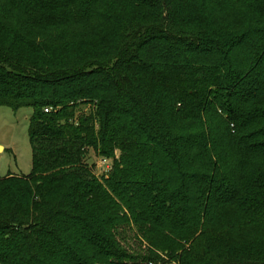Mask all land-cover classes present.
<instances>
[{"label":"trees","instance_id":"trees-1","mask_svg":"<svg viewBox=\"0 0 264 264\" xmlns=\"http://www.w3.org/2000/svg\"><path fill=\"white\" fill-rule=\"evenodd\" d=\"M154 1L0 0V107L33 110L0 264H264V0L113 11Z\"/></svg>","mask_w":264,"mask_h":264},{"label":"rangeland","instance_id":"rangeland-1","mask_svg":"<svg viewBox=\"0 0 264 264\" xmlns=\"http://www.w3.org/2000/svg\"><path fill=\"white\" fill-rule=\"evenodd\" d=\"M124 1V0H120ZM161 3L169 5L168 10L171 11L173 17L178 20L180 26L184 28H192L191 20H200L201 17H204L205 11H201L204 7H207V0H155V8L151 9L150 12L144 14L142 7L135 5H128V3H121L120 6L115 7L113 11L118 12L121 17L129 16L135 18L140 16L138 19H132L133 23L145 24L149 22V19L158 17L161 11ZM116 6V5H115ZM197 15V16H196ZM202 15V16H201ZM195 17V18H194ZM195 21V22H196ZM205 23L198 24L200 28L204 27ZM103 28V27H102ZM195 28V27H194ZM155 47L149 58H146L147 61L152 63H160L159 59L155 57L156 53L159 57L161 52L160 43ZM157 49V50H156ZM158 59V60H156ZM172 59H175L173 57ZM198 58H191L192 61L196 62ZM156 60V61H155ZM161 68V67H160ZM138 83V81H137ZM142 84V81H139ZM148 87H151L152 81L147 82ZM33 112L30 107H22L17 110L1 106L0 107V177H5L9 174L26 176L31 172L32 165V149L28 136L29 128V117ZM89 113V108L87 104H80L77 107L76 114L77 116L85 115ZM114 154L116 157H119L120 151L115 150ZM100 156L94 154L92 150H89L86 162L94 175L100 176L105 172V165L102 162ZM109 167L113 162V158H108ZM161 264V263H158ZM166 264H176L175 262H170Z\"/></svg>","mask_w":264,"mask_h":264},{"label":"built area","instance_id":"built-area-1","mask_svg":"<svg viewBox=\"0 0 264 264\" xmlns=\"http://www.w3.org/2000/svg\"><path fill=\"white\" fill-rule=\"evenodd\" d=\"M44 111L47 112L48 109H44ZM102 162H103L104 165L106 164V165H105V171L109 170L110 167H109V162H108V160H107V159H102Z\"/></svg>","mask_w":264,"mask_h":264},{"label":"water","instance_id":"water-1","mask_svg":"<svg viewBox=\"0 0 264 264\" xmlns=\"http://www.w3.org/2000/svg\"><path fill=\"white\" fill-rule=\"evenodd\" d=\"M1 148V147H0Z\"/></svg>","mask_w":264,"mask_h":264}]
</instances>
